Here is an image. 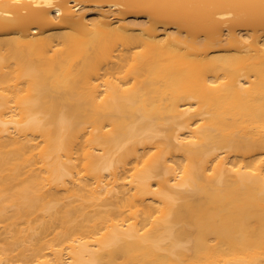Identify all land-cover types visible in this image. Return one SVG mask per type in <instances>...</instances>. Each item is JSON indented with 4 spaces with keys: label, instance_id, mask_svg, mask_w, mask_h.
<instances>
[{
    "label": "bare ground",
    "instance_id": "6f19581e",
    "mask_svg": "<svg viewBox=\"0 0 264 264\" xmlns=\"http://www.w3.org/2000/svg\"><path fill=\"white\" fill-rule=\"evenodd\" d=\"M0 264H264V0H0Z\"/></svg>",
    "mask_w": 264,
    "mask_h": 264
},
{
    "label": "rangeland",
    "instance_id": "374dc122",
    "mask_svg": "<svg viewBox=\"0 0 264 264\" xmlns=\"http://www.w3.org/2000/svg\"><path fill=\"white\" fill-rule=\"evenodd\" d=\"M140 18H142V17H140ZM256 154H259V153H256ZM248 158H250V157H248Z\"/></svg>",
    "mask_w": 264,
    "mask_h": 264
}]
</instances>
